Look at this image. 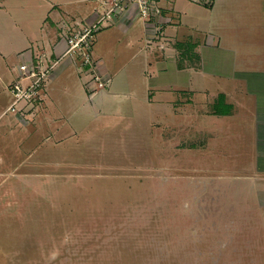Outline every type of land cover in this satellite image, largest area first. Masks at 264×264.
Returning a JSON list of instances; mask_svg holds the SVG:
<instances>
[{
  "label": "rangeland",
  "instance_id": "rangeland-1",
  "mask_svg": "<svg viewBox=\"0 0 264 264\" xmlns=\"http://www.w3.org/2000/svg\"><path fill=\"white\" fill-rule=\"evenodd\" d=\"M182 1L183 25L190 26L193 21L199 29L200 56L204 46L209 49L201 57L207 64L205 72L214 73L218 67V53L211 46L216 36L238 46L241 60L243 54L263 57L264 0ZM89 6L95 14L104 9L100 0L90 1ZM136 19V26L142 30V18ZM116 25L112 23L93 33L87 50L94 60L92 65L86 64L82 55H73L89 79H94V72L104 71L97 61L100 57L111 66L114 76L123 68L121 76L128 81L130 93L142 97L148 79L155 81L159 75L158 58H163L169 46L176 47L177 37L172 40L163 27L160 42L165 47H161L158 39L148 43L147 34H143L139 41L143 53L133 54L130 47L122 53L127 54L126 58L118 59V41L126 33L118 31ZM111 34H116L118 41L109 48ZM60 38L65 39V28ZM145 50L156 57L149 59L150 68L143 76L141 70L147 66L142 58ZM37 54L40 53H33ZM197 58L191 53L182 55L178 66L195 64ZM19 65L14 69L17 78ZM195 69L188 70L192 81L186 88L189 90L168 92L180 100L176 105L181 111L185 107V120L164 123L162 113L165 116L174 108L163 102L149 104L140 98V104L134 106V121L126 120L128 131H119L117 123L113 124V138H101V150L92 147L93 138L80 137L71 143L74 148L64 157L80 160V164L66 163L65 169L57 171L27 167L12 174L3 170L0 264H264V189L256 184L260 178L252 175L243 179L218 172L250 169L244 160L247 155L241 148V137H228L225 131L213 136L209 149L197 153L191 148L193 138L186 137L191 130H180L183 122L198 123V112L202 111L199 105L212 98V93L201 91L194 96L189 91L205 80L207 86L217 85L216 76L204 78L197 73L195 77ZM155 95L159 96L158 91ZM185 99L187 103L182 102ZM168 118L176 120L172 114L166 121ZM151 119L156 121L153 126L148 122ZM44 138L39 133L23 138V148L28 152ZM44 142L40 144L43 147L47 146ZM90 158H94L92 163L84 164Z\"/></svg>",
  "mask_w": 264,
  "mask_h": 264
},
{
  "label": "crops",
  "instance_id": "crops-1",
  "mask_svg": "<svg viewBox=\"0 0 264 264\" xmlns=\"http://www.w3.org/2000/svg\"><path fill=\"white\" fill-rule=\"evenodd\" d=\"M90 1L92 0H29L27 2L0 0V146L3 150L0 151V174H4L3 170L6 169L12 174H17L27 167H32L33 170L57 171L64 168L66 163L80 164V160L74 162L72 158L70 160L64 157L74 148L71 143L80 137L93 138L92 147L98 146L101 150V138H113L110 135L113 124L117 123L116 129L119 131L122 129L128 131L130 125L127 121H134V106L140 104V98L149 104L163 102L174 108L165 116L162 113L164 123L175 124L181 118L185 120L182 113H185V107L181 111L180 105H176L180 100L177 101L174 96L170 97L169 95L173 94L168 92L184 91L189 87L192 81L188 70L197 68L195 77L197 73L204 78L205 75L216 76L214 83L217 85L207 86L205 80L189 91L194 96L201 91L205 94L212 93V98L207 102L202 101L199 105V109L202 110L198 112L199 122L193 125L183 122L180 130L182 132L191 130L193 135L188 132L186 137L193 138L191 148L197 153L209 149L213 136H221L225 131L228 137L231 134L241 137V148L247 155L244 160L251 166L250 169L218 172L229 173L227 175L233 173V176H240L243 179L254 175L260 178L256 183L257 186L264 189V55L260 58L243 54L241 60L238 46L222 42L221 37L216 36L215 40H218V43L213 40L211 46L218 53L216 58L218 67L214 73L213 70L211 73L205 72L207 64L203 63L202 58L209 49L204 46V54L200 56L197 23L192 21L190 26L183 25L185 7L182 0H161L163 27L172 40L177 37V42L174 43L176 47L174 45L168 47L163 58H158L159 75L155 81L147 78L145 95L140 97L136 93H130L128 81L121 76L124 72L123 68L118 67L120 70L114 76L110 71L111 66L106 64L104 57L98 58L97 61L104 70L101 72L112 77V84L103 89L96 87L92 89L86 84L89 78L84 73L80 61L73 54L65 53L68 44L65 39L60 38L61 30L70 24L74 25L77 22L83 24L85 21L95 20L97 13L90 10ZM70 5H75L76 8L73 9ZM136 18H138L136 15H124L116 22L118 31L126 33L122 40L118 41L116 34L109 35L108 47L111 48L110 45L116 41L120 46L121 57L118 59L126 58L127 54L122 55L126 48L132 47L133 54L144 51L139 41L142 40L143 34L145 37L149 26L143 20V28L140 30L136 26ZM17 26L19 30L15 31ZM186 34H189L188 39L183 41ZM35 52H45L56 60L60 59L46 85L44 99L35 106L34 110L32 109L33 111L26 109L19 112L8 111L13 99L12 96L9 97L11 93L9 86L17 78L14 69L18 64L34 58ZM190 53L197 55L198 62L179 67L178 58ZM108 54L110 55L111 52ZM155 55L147 50L142 56L145 65L147 64L141 70L143 76L144 71L147 72L150 68L149 59ZM240 60L241 64H239ZM157 91L159 96L155 95ZM150 94H152L151 100ZM220 94L224 95L225 103L229 104L226 113H215V100ZM182 102L187 103V99ZM169 114L176 117V120L168 118L166 121ZM148 122L153 126L156 121L151 119ZM23 132L26 133L21 136ZM38 133L44 134L45 138L27 152L23 148L25 143L23 140L35 137ZM15 134H17L16 138H11L10 142L9 138ZM223 136L227 137L225 134ZM43 142L47 146H41ZM91 160L94 158H90L84 164L92 163Z\"/></svg>",
  "mask_w": 264,
  "mask_h": 264
},
{
  "label": "built area",
  "instance_id": "built-area-1",
  "mask_svg": "<svg viewBox=\"0 0 264 264\" xmlns=\"http://www.w3.org/2000/svg\"><path fill=\"white\" fill-rule=\"evenodd\" d=\"M104 8L97 13L91 22H77L65 28V40L68 48L65 53L82 55L86 64L92 65L94 60L87 50L90 48L93 33L102 27L116 23L124 15H136L144 20L148 26L146 41L148 43L163 35V14L161 0H100ZM90 50V49H89ZM58 60L43 52L34 56L29 61L19 65L20 74L9 88L12 93V102L8 111L19 112L23 109L32 110L39 104L45 95V88L50 80ZM101 73V74H100ZM93 77L86 84L89 88L103 89L112 82V77L103 72H94ZM22 106H19V104Z\"/></svg>",
  "mask_w": 264,
  "mask_h": 264
},
{
  "label": "trees",
  "instance_id": "trees-1",
  "mask_svg": "<svg viewBox=\"0 0 264 264\" xmlns=\"http://www.w3.org/2000/svg\"><path fill=\"white\" fill-rule=\"evenodd\" d=\"M229 104L224 101V95H219L217 102L214 104L215 113H226L229 109Z\"/></svg>",
  "mask_w": 264,
  "mask_h": 264
}]
</instances>
